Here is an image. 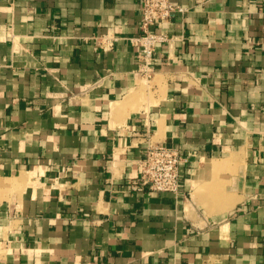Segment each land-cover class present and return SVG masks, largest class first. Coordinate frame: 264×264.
I'll return each instance as SVG.
<instances>
[{
	"label": "crops",
	"instance_id": "1",
	"mask_svg": "<svg viewBox=\"0 0 264 264\" xmlns=\"http://www.w3.org/2000/svg\"><path fill=\"white\" fill-rule=\"evenodd\" d=\"M142 1L0 0V264H264V0H173L148 83Z\"/></svg>",
	"mask_w": 264,
	"mask_h": 264
},
{
	"label": "built area",
	"instance_id": "2",
	"mask_svg": "<svg viewBox=\"0 0 264 264\" xmlns=\"http://www.w3.org/2000/svg\"><path fill=\"white\" fill-rule=\"evenodd\" d=\"M183 9L175 6L173 0H143L140 8V35L133 39L139 47L137 54V73L145 81L153 79L155 53L159 46L171 38L163 32L176 13ZM117 38L104 36L103 46L111 49ZM186 159L180 152L165 145H154L146 151L145 159L140 162L139 177L132 180L130 191L134 192H179L180 167Z\"/></svg>",
	"mask_w": 264,
	"mask_h": 264
},
{
	"label": "rangeland",
	"instance_id": "3",
	"mask_svg": "<svg viewBox=\"0 0 264 264\" xmlns=\"http://www.w3.org/2000/svg\"><path fill=\"white\" fill-rule=\"evenodd\" d=\"M150 82V81H149ZM146 83H148V82H146Z\"/></svg>",
	"mask_w": 264,
	"mask_h": 264
}]
</instances>
